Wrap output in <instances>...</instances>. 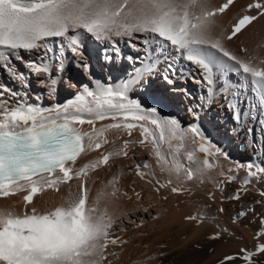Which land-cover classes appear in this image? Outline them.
I'll return each mask as SVG.
<instances>
[{
	"label": "snow or ice",
	"instance_id": "obj_1",
	"mask_svg": "<svg viewBox=\"0 0 264 264\" xmlns=\"http://www.w3.org/2000/svg\"><path fill=\"white\" fill-rule=\"evenodd\" d=\"M234 4L235 0L218 6L209 0H0V70L9 73L16 85L0 83V198L23 194L21 212L0 209V264H112L109 256L116 253L109 247H122L127 241L112 234L117 217L101 210L98 200L89 203V173L109 165L114 157H128L130 145L140 144L152 151L162 172L175 171L180 185L171 178L158 179L147 163L129 165L130 170L156 193L190 192L184 184L203 183L218 167L219 157L228 158L201 126L205 105L217 98L223 100L237 129L257 120L264 132V119H260L264 117V58L246 47L239 49L243 55L226 47V42L239 39L264 18V0H251L228 27H222L218 18ZM87 41L101 46V71L124 59L133 65L127 78H98L85 56ZM121 42L139 54L125 57ZM180 62L195 66L199 78L191 79L206 96L193 98L187 89L177 87L184 78L177 67ZM73 69L87 82L66 74ZM154 74L172 87L152 93L149 103L142 102L132 93L137 87L150 88ZM33 79L41 89L34 96ZM61 85L77 91L63 102L45 105L44 96L56 100ZM177 91L192 101L186 109L191 117L186 126L162 114ZM106 119L113 123L96 127L97 121ZM137 128L139 140H125L120 149L101 152L94 161L76 166L82 156L110 143L108 131L121 130L131 137ZM177 157L185 161L183 175ZM236 167L244 168L246 177L240 181L243 187L225 197L233 202L248 192L247 185L264 181V163L249 160ZM231 172L221 173L226 179L213 182L217 191L223 193L224 185L236 179ZM73 181L79 182L77 191L70 189L62 203L46 209L35 206L38 194L59 192L61 185ZM116 183L115 177L109 181L112 198H118ZM135 196L142 199L139 192ZM208 196L216 199L213 192ZM259 196L254 203L264 208V187ZM150 208L149 202L143 211ZM218 211L223 213L225 208ZM229 215L233 223L258 219V242L254 250L242 247L225 254L218 264H257L254 257L264 256V242H259L264 238V211L257 214L256 208L242 205ZM185 219L204 222L202 214ZM216 227L220 230L210 240H220L229 232L219 224Z\"/></svg>",
	"mask_w": 264,
	"mask_h": 264
},
{
	"label": "bare ground",
	"instance_id": "obj_2",
	"mask_svg": "<svg viewBox=\"0 0 264 264\" xmlns=\"http://www.w3.org/2000/svg\"><path fill=\"white\" fill-rule=\"evenodd\" d=\"M223 1L209 0L212 6H218ZM250 2L251 0H236L234 6L218 18V24L225 28L228 27L229 21L234 19L236 14ZM260 45H264V18L255 22L239 39L226 42V47L239 55H243L239 49L246 47L250 53L264 58V47H259ZM120 47L125 57H135L139 54L123 42ZM100 51L99 44L93 41L86 42L85 56L90 63H93L97 77L106 79L108 75H112L114 80L127 78V72L131 71L133 65L124 59L101 71ZM17 67L24 70L19 62H17ZM160 67L162 69L164 64L161 63ZM177 67L184 73V78L177 84L179 89H187L193 98L207 95V92L191 79V77L199 78L194 65L180 62ZM66 74L87 82L86 77L80 76L75 69ZM0 83H6L11 87L16 86L10 79L9 73L4 70H0ZM32 84L31 93L34 96L41 92V89L36 87L35 79L32 80ZM150 84V88L137 87L132 95L138 97L142 102L149 103L152 93L158 92L162 88L172 87L165 85L161 78L155 74ZM76 91V89L61 85L56 93L57 99L53 100L45 95L43 103L49 105L57 101L63 102ZM172 95L174 102L164 107L162 114L174 117L186 126L191 122V117L186 109L192 101L185 98L183 91H177ZM253 102L255 103V101ZM256 115L259 116V113L257 112ZM260 119H264V117H260ZM109 123H113V121L110 119L97 121L96 127L99 128ZM201 126L214 143L227 154L228 158L220 156L216 161L218 167L204 178L203 183L197 181L184 184V187L191 189L190 192L170 194L166 190H162L160 193H156L152 185L140 179L134 170H130L129 165L147 163L158 179L171 178L174 183L180 185L175 171L162 172L161 165L152 151L140 144L130 145L128 157H114L110 159L109 165L101 166L89 173L86 185L89 203L98 200L97 206L101 210L106 209L110 215L114 214L117 217V222L112 234L127 241L122 247H109V251L116 253L115 257L109 256L112 264H218L225 254L236 253L242 247L254 250L255 244L258 242L255 237L260 227L259 220L256 219L252 222L253 218H245L233 223L229 213L234 214L242 205L248 207L255 205L254 201L260 199L259 189L264 187V181L258 183L254 181L247 185L248 192L244 193L238 202L228 201L225 197L243 187L240 181L246 177V171L244 168H237V163L246 164L249 160L264 163V132L260 130L261 125L257 120H248L241 129H237L223 100L219 98L205 105L201 113ZM90 127L88 124L83 125L85 130H90ZM249 128L252 129L250 133ZM106 135L110 143L104 145L100 151H92L82 156L77 162V167L94 161L101 152L107 153L120 149L125 140L141 138L139 128L132 132L131 137L126 132L116 129L108 131ZM163 148L166 150L167 145L165 144ZM176 163L181 166L180 174L183 175L185 161L177 157ZM165 167H169V165L166 164ZM229 169H232L231 174L236 179L225 184L224 191L221 193L216 190L213 182L226 179V176L221 173L227 174ZM145 171L148 170L145 169ZM113 177L117 180L115 187L119 189L118 198H112L109 195L112 192L109 181ZM78 183V181H73L70 186L61 185L59 192L49 190L38 194L34 198L35 206L40 209L55 207L67 198L70 189L73 192L77 191ZM136 192L141 193V200H137ZM209 192L215 193V200L209 199ZM123 193H127V195L125 196ZM22 195L7 199L0 198V209H13L17 213L21 212L23 210V205L20 202ZM165 195L168 197L166 200L162 198ZM149 202L152 204V208L145 213L143 208ZM221 207L225 208V212L218 211ZM257 207V214L264 211V208L259 205ZM194 214H202L204 222L198 223L185 219L186 216ZM137 224L140 226L137 227ZM217 224L228 228L229 232L223 233L220 240L213 241L208 237L213 232L220 230L216 227ZM259 242H264V238H260ZM254 259L257 264H264V256H257Z\"/></svg>",
	"mask_w": 264,
	"mask_h": 264
},
{
	"label": "rangeland",
	"instance_id": "obj_3",
	"mask_svg": "<svg viewBox=\"0 0 264 264\" xmlns=\"http://www.w3.org/2000/svg\"><path fill=\"white\" fill-rule=\"evenodd\" d=\"M236 1V0H235ZM224 2V1H223ZM253 14V13H252ZM170 109V108H169ZM248 144V143H247ZM249 146V145H248ZM251 207H254V208H257L256 209V211L258 212V207H257V205L255 204V205H253V206H251ZM254 221H256V219L255 218H253V221L252 222H254Z\"/></svg>",
	"mask_w": 264,
	"mask_h": 264
}]
</instances>
